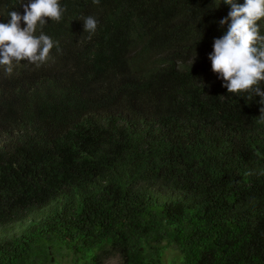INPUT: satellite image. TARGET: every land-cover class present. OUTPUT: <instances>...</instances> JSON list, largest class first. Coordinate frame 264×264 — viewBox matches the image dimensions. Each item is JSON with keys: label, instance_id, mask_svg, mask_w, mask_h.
Here are the masks:
<instances>
[{"label": "trees", "instance_id": "obj_1", "mask_svg": "<svg viewBox=\"0 0 264 264\" xmlns=\"http://www.w3.org/2000/svg\"><path fill=\"white\" fill-rule=\"evenodd\" d=\"M60 3L53 59L0 67V264H264V105L208 58L231 6Z\"/></svg>", "mask_w": 264, "mask_h": 264}, {"label": "clouds", "instance_id": "obj_2", "mask_svg": "<svg viewBox=\"0 0 264 264\" xmlns=\"http://www.w3.org/2000/svg\"><path fill=\"white\" fill-rule=\"evenodd\" d=\"M231 6L228 16L219 21L228 25L226 33L215 38L213 52L209 54L212 71L217 74L228 93L246 97H261L264 105V35L261 34L260 21L264 20V0H245L241 5L234 0H223ZM23 3V2H22ZM99 4V0H94ZM24 14L16 11L7 14V23L0 22V67L11 76L14 68L22 61L37 68L53 59V48L59 51V41L44 34L43 28L49 20L60 22L67 11L60 0H29L23 3ZM21 21L26 27L21 26ZM84 30L95 33L98 21L93 16L84 20ZM230 21V23H229ZM37 32L39 34L37 35ZM258 122H264V107L260 109Z\"/></svg>", "mask_w": 264, "mask_h": 264}, {"label": "rangeland", "instance_id": "obj_3", "mask_svg": "<svg viewBox=\"0 0 264 264\" xmlns=\"http://www.w3.org/2000/svg\"><path fill=\"white\" fill-rule=\"evenodd\" d=\"M173 257H174V254H173V252H168V254H167V257H166V264H168V261L167 260H172L173 259ZM114 262V264H116V261H113Z\"/></svg>", "mask_w": 264, "mask_h": 264}]
</instances>
